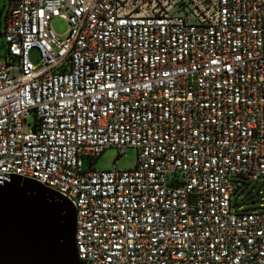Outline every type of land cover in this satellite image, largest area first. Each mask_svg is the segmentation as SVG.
Instances as JSON below:
<instances>
[{"label":"built area","instance_id":"obj_1","mask_svg":"<svg viewBox=\"0 0 264 264\" xmlns=\"http://www.w3.org/2000/svg\"><path fill=\"white\" fill-rule=\"evenodd\" d=\"M0 35V183L69 199L83 264H264V0H9Z\"/></svg>","mask_w":264,"mask_h":264},{"label":"water","instance_id":"obj_2","mask_svg":"<svg viewBox=\"0 0 264 264\" xmlns=\"http://www.w3.org/2000/svg\"><path fill=\"white\" fill-rule=\"evenodd\" d=\"M76 209L60 193L12 175L0 183V264H83Z\"/></svg>","mask_w":264,"mask_h":264},{"label":"rangeland","instance_id":"obj_3","mask_svg":"<svg viewBox=\"0 0 264 264\" xmlns=\"http://www.w3.org/2000/svg\"><path fill=\"white\" fill-rule=\"evenodd\" d=\"M9 0H0V29H3L5 15L8 9ZM51 27L57 35H64L69 29L68 23L62 18H56L51 22ZM6 47L5 39L0 35V57L5 56ZM30 61L34 65L41 64L40 51L36 48L30 51ZM13 76L19 75V70L11 71ZM34 118L30 117L29 122L33 123ZM117 162L119 170H132L137 165V150L129 148L125 155L118 157V152L114 148L106 149L100 157L94 162L93 167L96 170H112ZM91 163L88 159L83 161L85 169L90 167ZM234 184L240 188L235 195L232 196V207L236 212H255L264 211V202L261 201L264 197V178L258 181H248L241 178L235 179Z\"/></svg>","mask_w":264,"mask_h":264}]
</instances>
